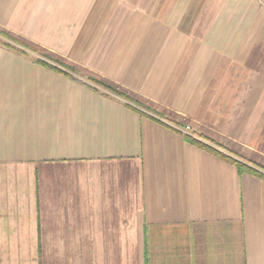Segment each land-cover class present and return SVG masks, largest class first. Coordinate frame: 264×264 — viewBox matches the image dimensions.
I'll list each match as a JSON object with an SVG mask.
<instances>
[{
    "label": "crops",
    "instance_id": "1",
    "mask_svg": "<svg viewBox=\"0 0 264 264\" xmlns=\"http://www.w3.org/2000/svg\"><path fill=\"white\" fill-rule=\"evenodd\" d=\"M0 31L49 53L0 40V264H264V179L183 131L264 174V0H0Z\"/></svg>",
    "mask_w": 264,
    "mask_h": 264
},
{
    "label": "trees",
    "instance_id": "2",
    "mask_svg": "<svg viewBox=\"0 0 264 264\" xmlns=\"http://www.w3.org/2000/svg\"><path fill=\"white\" fill-rule=\"evenodd\" d=\"M0 34L4 35L5 37L11 36L10 34H8L7 32H4V31H0ZM25 45H27V44L25 43ZM6 46L9 47V48H12L10 45H6ZM12 49H14V48H12ZM39 62L42 63V65H44V66H48V67H50L53 70L62 72V73L66 74V75H69V76L71 75L70 72H72V73L73 72L74 73H76V72L78 73L79 72L76 67L69 66V65L65 64L64 62H62V61H58V62L62 66L65 67V70H62V69H60V68H58L56 66H53V65H51V64H49V63H47L45 61L39 60ZM89 79L95 85L101 87L102 89H105L106 91H108V92H110V93H112L114 95H117V96L129 101L131 104L133 103L134 106H132L131 104H128V106L131 107L132 109H134L136 111H139L140 113H143V114H144V112L142 110H140V108L144 109V110H147L149 112L150 111L155 112L154 110H152V107L150 106V104L147 101H143V100H139V99L135 98L129 92L122 90L120 87L114 86V85H112V84H110L108 82H105V81H103L101 79H98L96 77H93V76H89ZM185 136H186V139L189 142H191L193 144H197L200 147L205 148L207 150L213 151L216 154H218L221 158H223V159L231 162L232 164L236 165L237 168L239 169V172L241 174L247 172V173H251L253 175H256V176L264 179V174L263 173H261L258 170L248 166L247 164H245V163H243V162H241L239 160H236V159L224 154L223 152H220V151L208 146L207 144H204V143L198 141L197 139L191 137L188 134H186Z\"/></svg>",
    "mask_w": 264,
    "mask_h": 264
},
{
    "label": "rangeland",
    "instance_id": "3",
    "mask_svg": "<svg viewBox=\"0 0 264 264\" xmlns=\"http://www.w3.org/2000/svg\"><path fill=\"white\" fill-rule=\"evenodd\" d=\"M11 35V34H10ZM1 38L0 40H2L4 43V45H10L12 48H14L13 50L17 51V52H20V53H23V54H27V53H31V54H34L36 55L37 57L41 58V59H45L47 60L48 58L46 57L49 53L39 47H36L34 45H31V44H28L26 43L27 45H25V43L16 38L15 36L11 35V36H8V37H5L4 35H1ZM52 60V59H50ZM54 63H56L57 65H59L60 67L59 68H65L64 66H62L59 62L55 61ZM77 70L79 71L78 73H74V74H77L78 76L80 77H84V79L86 81H88V83L92 84V85H95L90 79H89V76H91L90 74H87L85 71L77 68ZM97 86V85H96ZM99 87V86H98ZM105 90V89H103ZM106 91V90H105ZM108 92V91H107ZM143 110V109H142ZM154 115V114H153ZM190 131V130H189Z\"/></svg>",
    "mask_w": 264,
    "mask_h": 264
},
{
    "label": "built area",
    "instance_id": "4",
    "mask_svg": "<svg viewBox=\"0 0 264 264\" xmlns=\"http://www.w3.org/2000/svg\"><path fill=\"white\" fill-rule=\"evenodd\" d=\"M189 130H190V127L187 126L183 131L185 132V134L190 135Z\"/></svg>",
    "mask_w": 264,
    "mask_h": 264
}]
</instances>
